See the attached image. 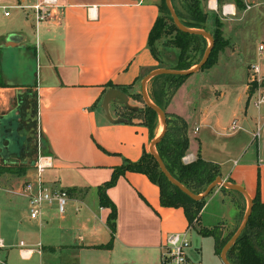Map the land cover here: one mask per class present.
<instances>
[{
  "label": "crops",
  "instance_id": "1",
  "mask_svg": "<svg viewBox=\"0 0 264 264\" xmlns=\"http://www.w3.org/2000/svg\"><path fill=\"white\" fill-rule=\"evenodd\" d=\"M38 1L0 0V71L5 83L0 86V119L16 117L18 126V143L13 141L9 151L0 154V164L24 167L20 174L1 172L0 263L14 264L18 258L22 264H159L164 237L189 227L183 209L162 206L158 186L145 174L127 170L106 190L116 207L111 240L106 223L110 209L99 205L96 190L124 159L137 161L144 149L149 151L153 139L149 129L116 114V102L109 104V113L112 119L124 120L110 121L102 99L110 88L141 92V80L163 68L147 45L160 0H57L52 18L36 28L30 10L20 6ZM243 1L245 8L239 10L231 2L219 6L217 0H205L209 29L217 16L228 45L207 73L199 70L183 81L166 111L185 120L187 152L217 164L221 178L243 187L253 198L257 179L250 175L249 166L234 158H219L222 150L240 151L243 157V150L254 141L257 154L264 158V110L257 107L253 115L248 112L254 92H250L249 64L255 62L250 59L255 42L249 29L261 23L262 16L256 15L261 14L258 7L264 0ZM260 43L264 42L257 41V47ZM19 57L26 59V66H21ZM237 71L242 73L239 81L231 76ZM230 95L236 96L232 107ZM243 100L246 105L241 109ZM232 111L238 112L245 126L242 134L237 132L242 126L233 118L240 128L229 130L230 120L225 133L220 132ZM24 116L32 118L42 149L52 158L43 184L68 192L62 214L52 204L31 219L26 199L8 191L17 190L35 174L33 163L25 165L20 157L28 146ZM222 134L238 135L221 142ZM259 170V197L264 202V162ZM227 192L213 191L202 209L215 194L228 206ZM110 240L109 247H99Z\"/></svg>",
  "mask_w": 264,
  "mask_h": 264
},
{
  "label": "trees",
  "instance_id": "2",
  "mask_svg": "<svg viewBox=\"0 0 264 264\" xmlns=\"http://www.w3.org/2000/svg\"><path fill=\"white\" fill-rule=\"evenodd\" d=\"M175 1L176 0H170L173 10L183 25L192 29L205 30L211 34L213 45L206 63L200 70L211 67L215 64L218 53L228 45V41L222 36V22L215 16L213 18V28L209 29L207 25L209 13L205 9V0H179L178 5L175 4ZM217 2L219 6L223 3L231 2L239 10L245 8L243 0H217ZM158 8L159 15L155 19L147 39V45L151 54L158 61L159 57L156 41L168 37L165 41V45L176 50L175 59L170 62L172 65L168 66V69L180 70L190 68L199 62L203 56L208 46V40L202 35L179 30L173 22L164 0L158 2ZM188 76L160 74L152 77V83H154L156 79H162V82L159 84L158 88L156 86L151 88L149 99L163 110L166 118L165 132L155 145L157 154L161 157L165 167L173 178L192 192L201 193L207 185L216 177L220 176L219 167L215 163L204 160L200 155H197V157L189 163L183 162L182 158L189 146L187 124L182 117L166 111V107L172 95ZM4 85L5 83L0 71V86ZM119 89L127 92L129 97L132 98L135 97L138 99L142 96L140 93H128V87H120ZM254 90L255 86L250 87L251 93ZM122 107L127 112L126 114H121L122 117H125L129 121L133 119L138 120L139 123L145 125L149 129L150 139L155 136L153 130L155 129L154 120L157 114L152 108L146 104L143 108L138 107L137 109ZM27 150L28 146L27 148L25 147V151L20 153V157H22ZM22 168L24 167H6L1 164L0 172L20 174L23 170ZM127 170L145 174L151 182L158 186L159 200L162 206L181 207L189 226L195 227V225L198 224L200 213L207 197L201 200H195L182 192L177 186L172 184L160 170L153 154L144 149L137 161L124 159L120 166L113 169L110 178L97 186L96 192L99 205L110 209L106 223L111 231V240L115 232L116 207L108 197L106 190L113 186L118 177ZM220 190L237 193L244 199L242 194L237 191L230 190L223 186L220 187ZM198 226L197 231L200 234L213 237L214 250L217 254H220L224 244L237 229L223 234L222 222L212 227ZM111 240L104 245H99V247H109L111 245ZM226 258L230 264H264V202H262L259 197V184H257L255 195L252 198V209L247 224L235 243L228 249Z\"/></svg>",
  "mask_w": 264,
  "mask_h": 264
},
{
  "label": "rangeland",
  "instance_id": "3",
  "mask_svg": "<svg viewBox=\"0 0 264 264\" xmlns=\"http://www.w3.org/2000/svg\"><path fill=\"white\" fill-rule=\"evenodd\" d=\"M178 2H179V0H176L175 4L178 5ZM258 8L259 9L261 8V14L257 13L256 17L262 16V21H261V23L257 22L256 24H254L253 26L250 27L251 29H249L252 32L251 33V36L253 38L252 40H253V42H255L253 49H252L253 56H251L250 59H252V58L255 59V62H258L261 65L262 70L264 71V51L262 53H259V51L256 49L257 41L264 42V40H263L264 39V13H263L264 12V4H262ZM255 14H256V12H255ZM251 17H252V15H251ZM258 18H257V21H259ZM166 39H168V37L161 38V39L156 41L158 57H159L157 65H161V66H163V68H169L168 66L172 65V63L170 64V62L174 61L175 52H176V50L165 45ZM19 60L21 61L20 62L21 66L25 64L26 59L21 60L19 57ZM27 63H28V59H27ZM25 66H26V64H25ZM206 69L207 68L201 70L199 73H207ZM27 74L30 75V73H27ZM199 75H202V74H199ZM226 76L228 77L229 75H226ZM231 76L234 80L239 81L240 77L242 76V73L237 71V72H235V74H233ZM31 77H32V74H31ZM221 78L222 79L226 78L225 74H223ZM161 82H162V79H156L154 81V83H152V80H150L148 82V84L146 86V93H147L148 97H149V92H150L151 88H154L155 86L158 88V86ZM249 84H250V87L255 86V89L257 88L256 82L251 81V82H249ZM137 89L139 91L140 87H138ZM138 93L141 94L140 91ZM257 95H258V92L255 91L252 93V95L249 99L248 112L250 115H253V113H255L257 111V109H259V108L264 110V102L259 106V108H257L256 105L254 104V101L257 98ZM129 101H130L129 103L133 106H137V107H141V108H143L145 106V103L142 99V96L138 99L135 97L134 98L130 97ZM228 102H229V106L232 107L236 103V96L234 95L232 97V95H230V99ZM245 105H246V101L243 100V104L241 105V109H243ZM113 111L116 114H126L127 113L125 111V109L122 107V105H119V104H115L113 106ZM23 118H24V121L27 123V124H25V131H27V133H28L27 134L28 150L24 153V155L22 156V159L25 160V165H30L37 158V154L39 151L42 154H46V152H44V150L42 149V144H41V138L42 137L40 136V140H39V135L37 133L38 131L35 128V123L33 122L32 118L26 117V116H24ZM232 118L236 119L238 121V123L243 128L242 130L237 131L238 134L244 133L243 130H244L245 126L242 123H240L238 112L236 113V115H234L233 111L230 112V114L225 117V123H223L220 126V132L225 133V130L223 128H226V126H228V122H230V120H233ZM154 123H155V136H156L161 132V128H162V125H161V122H160L158 115H156ZM255 129H256V127H255ZM238 134H234V136H231L232 134H230V135L222 134L219 136V138H220L221 142H225V141L232 140L234 137H237ZM251 143L252 144L249 148H248V146H246L245 150H243V152H242V154H244L243 157L239 156L240 151L239 152H237V151L236 152H227V151L222 150L221 151L222 157H219V158L222 160H226L228 158H234V159H237V161H239V162H245L246 165L249 166L247 169L250 170V175L255 176L257 179V182H256V189H257V184L259 182V174H260L259 168H260L261 162H264V158L259 157V155L257 154V150L255 147L256 146L255 141L251 142ZM38 145L41 146V148L39 147L40 149H38ZM188 154L189 153L186 151L185 155H188ZM195 158H193V160ZM257 163H258V166H257ZM10 165H13V164L10 163ZM225 165H227V164H225ZM14 167H16L15 164H14ZM216 189H220V187L217 186L213 191H215ZM227 196H228L227 200L229 203L228 206L225 205V203L222 201V199L217 194L212 196V198H209L208 204L206 203L207 206L205 205L206 208L204 207V210L202 209L203 213H202V216L200 218L201 223L196 224L195 227H191L188 230L187 236H188V239L190 241V246L187 250L188 255L190 256L191 259L196 260V261L200 262L201 264H221V259H220L219 254H217L214 250L213 237L212 236H203L202 234H200L197 231V227H199L198 225H201V226H208V225L217 226L222 222V233L227 234L230 231L238 228V226L240 225V223L242 221L243 215L246 211L248 202H247V199L245 197L243 199L241 196H239V194H234L233 192H227ZM3 213H4V210H3ZM3 216H4V214H3ZM16 259H17V261L14 260L15 261L14 264H22V262L18 258H16ZM0 264H4V263L2 262Z\"/></svg>",
  "mask_w": 264,
  "mask_h": 264
},
{
  "label": "built area",
  "instance_id": "4",
  "mask_svg": "<svg viewBox=\"0 0 264 264\" xmlns=\"http://www.w3.org/2000/svg\"><path fill=\"white\" fill-rule=\"evenodd\" d=\"M56 2L57 0H39L33 5H24L20 7L30 10L34 25L37 28L39 23L52 18V7L56 5ZM8 14L9 12L5 11V15ZM257 50L259 53H262L264 51V43H260ZM249 72L250 82L252 81L257 83V88L254 92L257 91L258 95L254 104L256 107H259L264 102V71L258 62H251L249 64ZM239 128L240 126L237 125L235 120H233L229 125V130L232 131ZM259 129L260 127L257 128L254 135L255 137L259 135ZM193 158L194 157L191 154H188L185 155L182 160L184 163H188L191 162ZM51 166V156L48 154H42L39 151L37 158L33 163L35 170L34 178L23 182L17 190H8L9 192L26 199L28 213L31 219L40 217L44 209L52 204L56 205V209L59 214H62L65 210V206L68 201L67 190L65 188H50L43 184V173ZM190 228L191 226L181 232L168 233L164 237L160 245L159 264H201L200 262L191 259L187 252L190 246V241L187 236ZM0 246H2L1 240Z\"/></svg>",
  "mask_w": 264,
  "mask_h": 264
},
{
  "label": "water",
  "instance_id": "5",
  "mask_svg": "<svg viewBox=\"0 0 264 264\" xmlns=\"http://www.w3.org/2000/svg\"><path fill=\"white\" fill-rule=\"evenodd\" d=\"M164 1H165V4H166L169 12H170V15L173 19V22L178 27V29L183 31V32L194 33V34H199V35L204 36L208 40V46L206 47V49L203 53V56L201 57L199 62H197L196 64H194L190 68L180 69V70L168 69V68H158V69L151 71L149 74H147L141 80L142 99L147 106H149L150 108H152L156 112V114L158 115V117L160 119L161 125H162L161 132L158 135L154 136L153 139L150 141L149 152L153 154V156L155 157V159L159 165L160 170L164 173V175L167 177V179L172 184L177 186L182 192H184L186 195L191 197L192 199L201 200V199L207 197L210 194V192L213 189H215L217 186L218 187L223 186V187L228 188L230 190L238 191L246 197L248 203H247V208H246V211L243 215L242 221H241L240 225L238 226V228L235 230V232L228 239V241L224 244V246L222 247L221 252H220V259L222 261V264H230L226 258V253H227L228 249L235 243V241L237 240V238L239 237V235L241 234V232L243 231V229L245 228V226L247 224V221L249 219V216L251 214V209H252V198L246 193V191L244 190L243 187L236 185L234 183H230V182L226 181L225 179L221 178L220 176L216 177L205 188V190L203 192L194 193L191 190H189L187 187H185L181 183H179L175 178H173V176L169 173V171L165 167L163 160L155 151V145L159 142V140L162 138V136L165 132L166 118H165V114H164L163 110L160 107H158L156 104H154L149 99V97L146 93V82L149 79H151L152 77H154L156 75H160V74H173V75H186V76H188V75H191L193 73H196L206 63V61L209 57L212 45H213V38L208 31L199 30V29H192V28H188L185 25H183L181 23V21L179 20L178 16L176 15L175 11L173 10L170 0H164ZM111 102H116V103H118V104H120L126 108H131V109H137L138 108L137 106H133L129 103L130 101H129L128 94H126L121 89H119V88L108 89L105 92L103 99H102V110H103L106 118L109 119L110 121L115 122V123L121 122L124 119L123 118L112 119V117L109 113V104ZM17 127L18 126H17V118L16 117H12L11 120L0 119V154L1 155L4 152L9 151V147L11 146V143L13 141L17 142V138H16Z\"/></svg>",
  "mask_w": 264,
  "mask_h": 264
}]
</instances>
